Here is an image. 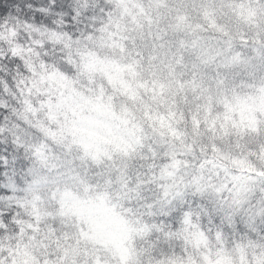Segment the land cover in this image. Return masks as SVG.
Instances as JSON below:
<instances>
[{
    "label": "trees",
    "instance_id": "1",
    "mask_svg": "<svg viewBox=\"0 0 264 264\" xmlns=\"http://www.w3.org/2000/svg\"><path fill=\"white\" fill-rule=\"evenodd\" d=\"M45 45L49 55L62 49L67 65L75 66L77 56L92 70L101 65L110 82L138 102L142 119L136 134L141 142L155 141V155L134 154L125 163L148 180L155 206L134 229L90 199L92 173L105 174L102 158L77 159L58 132L38 115L29 117L38 112L29 103L16 116L40 127L47 140H35L0 115V264L16 260L20 237L40 235L51 246L43 261L31 264H82V245L105 238L116 245L121 264H141L140 256L148 253L151 264H197L172 254L181 242L207 248L203 264L227 261L233 246L242 253L264 248V229H254L264 206L254 200L246 205L250 176L264 171L254 170L244 156L247 145H257L264 156V117L256 115L264 112V100L250 103L244 94L260 87L248 82L245 71L264 48V0H0V69L6 63L15 67L10 60L31 68ZM97 48L110 53L100 58ZM47 79L59 88L70 83L58 71ZM55 116L48 113L49 119ZM113 142L128 151L122 140ZM195 156L204 161L202 170L193 171ZM225 162L237 169L230 204L209 179ZM57 203L92 231L62 235L50 211Z\"/></svg>",
    "mask_w": 264,
    "mask_h": 264
},
{
    "label": "clouds",
    "instance_id": "2",
    "mask_svg": "<svg viewBox=\"0 0 264 264\" xmlns=\"http://www.w3.org/2000/svg\"><path fill=\"white\" fill-rule=\"evenodd\" d=\"M68 14L70 15V12ZM67 23L70 24L71 21ZM96 51L100 58L110 53V50L105 48H97ZM44 52V55L33 58L31 68L19 60H10L15 67L6 63L3 69H0V115L9 117L10 123L24 128L35 140H47L48 137L40 127L26 125L16 116V113L31 103L38 112H29V117L38 115L48 128L58 132L62 145L68 146L77 159L83 155L91 157L92 160L102 158L105 174L97 177L95 172L92 173L94 180L88 185L91 190L89 198L111 210L115 216L130 221L134 229L140 228L141 218H145L147 222V214L154 208L155 200L150 199L151 185L148 180L141 178L134 166L125 161L138 153H143L145 157L149 153L155 155V141L141 142L140 136L136 134L140 130L142 119L137 107L138 102L130 100L110 82L101 65H97V70H92L87 66L86 59L79 56L76 57L75 66L67 65L64 63L66 53L62 49L49 55L48 46L45 45ZM261 52L262 55L258 59L251 60L252 67L245 71L249 83L260 85L259 88L253 86L244 90L249 102L254 104L264 100V48ZM57 71L67 75L70 81L62 88L55 87L54 83L47 79L50 73ZM249 72L254 75H249ZM144 77V83L147 84L150 76L144 72ZM40 88L44 91L41 92ZM225 107L223 104L218 105L217 112L222 114ZM49 112L56 114L54 120L48 118ZM256 115L258 118L264 117V112L257 110ZM115 140L126 143L128 151L117 149L113 142ZM14 147V143L10 142L9 148ZM244 156L254 170L264 171V157L260 155L257 145H252ZM191 164L193 171H199L202 170L204 161L195 156ZM88 167H91V164ZM236 173L237 169L232 167L230 162H225L222 169L212 172L209 176L214 185L222 187L221 195L228 204L232 200L230 194L236 188L231 176ZM248 183L250 199L246 201V205L252 204L254 200L264 206V175L254 172ZM247 210V207H243V211ZM50 211L59 218V231L62 235L79 237L84 231H92L91 225L69 208L57 203ZM244 223L248 224V221L245 220ZM254 229H264V216L255 223ZM105 239L106 242L86 241L82 245L87 248L81 257L82 264H121L116 245ZM178 247L180 251L172 249V254L184 261L191 257L197 264H203L204 255L209 251L207 248H193L190 243L185 242L179 243ZM228 251L233 264H254L257 255H264V248L242 253L239 248L233 246ZM5 254L10 256L8 249H5ZM150 256V253L142 254L141 264H151ZM212 258H215L214 254ZM128 264H135V260H129Z\"/></svg>",
    "mask_w": 264,
    "mask_h": 264
},
{
    "label": "rangeland",
    "instance_id": "3",
    "mask_svg": "<svg viewBox=\"0 0 264 264\" xmlns=\"http://www.w3.org/2000/svg\"><path fill=\"white\" fill-rule=\"evenodd\" d=\"M233 132H238V129L235 128V131ZM249 148L250 146L247 145V150ZM236 162H238V159H236ZM18 241L19 243L15 246L17 247L16 260L10 262L12 264H31L33 261L35 263H39L45 259L47 256L46 252L49 251L48 248L51 246V241H48L44 235H40V237L33 236L27 239L20 237ZM216 264H233V261L231 258H227V261ZM245 264H247V262H245ZM254 264H264V257L257 255L255 257Z\"/></svg>",
    "mask_w": 264,
    "mask_h": 264
}]
</instances>
